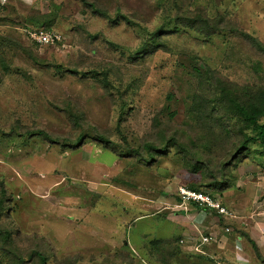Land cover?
Here are the masks:
<instances>
[{"label":"rangeland","instance_id":"374dc122","mask_svg":"<svg viewBox=\"0 0 264 264\" xmlns=\"http://www.w3.org/2000/svg\"><path fill=\"white\" fill-rule=\"evenodd\" d=\"M199 15L220 29L183 24ZM49 27L60 43L28 34ZM241 31L264 45V0H0V264H264V142L233 162L252 128L229 100L264 121V50ZM181 185L230 214L179 206ZM201 232L218 241L181 243Z\"/></svg>","mask_w":264,"mask_h":264},{"label":"trees","instance_id":"16d2710c","mask_svg":"<svg viewBox=\"0 0 264 264\" xmlns=\"http://www.w3.org/2000/svg\"><path fill=\"white\" fill-rule=\"evenodd\" d=\"M90 6H92L95 9V12L97 13H101V14H105L107 15V12L103 9H99L98 7H96L93 3H87ZM123 18H125L127 20V22H130L129 19L125 16H123ZM220 21H216V20H212L209 16L206 15H199L195 18H189L187 20H185L183 22V24L190 28L191 30H193L194 32L200 34V35H205V36H210L214 33H216L219 29ZM51 29H53L52 27H49ZM178 29V28H176ZM163 31V29H160L157 32H154V36L152 37V41L148 42L147 44L143 45V48L141 50L138 51V53L143 52L147 53V52H154L158 46H159V34ZM243 36L251 42L252 45L256 46L257 48L264 50V45L263 43L255 36L247 33V32H243L241 31ZM74 73H76V71H72ZM104 79L106 80V82H109V80L107 79V76H104ZM230 103L232 105V109L234 110V112L237 114V117L241 118L246 125H248L250 128H252L251 133H246L243 136V140L241 141L240 146L237 148L236 151V156L234 157V161L236 163V160H240V154H242L243 152H248L249 147L251 144L256 143V142H264V121H261L259 116L261 115L260 111H258V109L255 106V102L254 101H248V102H242L236 98H231L229 97ZM126 107H124L125 109ZM77 120H79V116L76 115ZM44 133V132H43ZM46 138H51L50 136L48 137V135L46 133H44ZM87 133H80L77 137V139L73 142H71V145L76 147L78 144H81V142H83V140L87 137ZM95 139L100 142L102 144L103 148L112 150L113 152L117 153L118 155H124V153L122 151H120L118 144L115 143L114 141L110 140L108 137L97 133L95 134ZM53 140V139H51ZM55 141V140H53ZM148 151L150 152L151 150H157L158 148L151 145V144H147L146 145ZM127 153V151H126ZM128 154V153H127ZM234 163V164H235ZM224 165L226 166V163H224ZM2 185H4L3 181H1ZM224 182V181H223ZM220 184V185H219ZM213 187L216 188L217 190L221 191L224 190L226 188H228V185H226V183H222V182H215L213 183ZM191 188L197 189V190H202L199 189L195 186H191ZM2 194H1V198H0V214L4 213L5 216H7L8 218L10 217V212L6 211V202H8L10 200V198L13 197L12 193H9L7 191L6 188H4L1 190ZM13 233L12 231H8V230H4L0 227V240L2 241L3 244H7V243H11V241H13V237H12ZM36 255L38 256L41 264H47L48 262V257L46 254H44L42 251H35Z\"/></svg>","mask_w":264,"mask_h":264},{"label":"built area","instance_id":"2783aa9c","mask_svg":"<svg viewBox=\"0 0 264 264\" xmlns=\"http://www.w3.org/2000/svg\"><path fill=\"white\" fill-rule=\"evenodd\" d=\"M29 36L38 44H57L63 39L60 32L54 29H32L28 30ZM179 206L187 208L188 205H196L208 210L216 211L221 215L230 214L228 207L210 191L197 190L187 185H181L178 188ZM218 241V237L213 233L201 232L199 236H185L181 243H188L192 250L204 252L203 247Z\"/></svg>","mask_w":264,"mask_h":264}]
</instances>
